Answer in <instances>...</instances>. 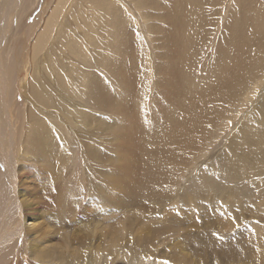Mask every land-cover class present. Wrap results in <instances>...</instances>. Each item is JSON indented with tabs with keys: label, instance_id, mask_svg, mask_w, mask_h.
<instances>
[{
	"label": "bare ground",
	"instance_id": "obj_1",
	"mask_svg": "<svg viewBox=\"0 0 264 264\" xmlns=\"http://www.w3.org/2000/svg\"><path fill=\"white\" fill-rule=\"evenodd\" d=\"M31 1H24L26 2L24 3L25 10L34 4ZM65 1L67 0H55L53 3L61 6ZM76 1L78 7L70 9L71 15H69L68 21L59 24L60 46L67 42L79 41L80 36L74 34L75 18L79 20L81 26V23L92 20V27L97 33V39H100L102 35L104 38L109 33H116V42H118L116 52L120 54V58L113 63L112 73L121 78L122 96H114L110 82L100 79L89 80L91 83L89 96L94 110L106 111L113 108L120 117L125 116L123 119L126 124L120 127L123 128L121 132L126 136L120 137L121 139L115 146L110 140L108 145L105 143L101 145L96 136L90 138L87 136L86 139L79 138L86 170L93 167L90 170L93 173L90 181L93 182L91 197L94 199L86 201V198L83 197V200L89 208H92L90 206L94 204L96 206L93 207L94 211H91L84 205V208L78 213L82 214L81 217H98L101 214L100 216H105L100 217L101 221L110 219L113 222L114 217H119V213L121 216L125 213L123 209L129 201V197L135 193L136 182L142 177L139 170L140 165H145L147 171H150L146 180L150 185H155L150 186L151 198L154 199L159 195L156 193V186L164 180L160 177L165 174V164L173 156L181 157L177 154L173 155L171 145L161 137V133L164 131L165 138L179 147L185 142L187 127L173 130L170 124L168 125L172 119L170 107L179 110L189 108L197 111L188 117V125L201 124L202 118H207L210 126H217L226 115V107L233 106L242 95L245 96V99H249L247 92H255L263 85L264 0H233L227 20H224L225 13L221 10L225 0ZM126 4L127 7L124 6ZM133 4L139 8L140 12L134 10ZM89 7L93 9V13L90 12ZM80 8H84V10L79 11ZM42 9L41 13L43 14ZM60 10L57 9L56 12L54 8L47 21H43L41 13L30 18V21H32V25H41L47 29L55 27L53 21ZM141 18L147 21L149 34H146L142 29ZM137 19L141 25L139 29L136 27ZM30 21L27 17L26 22L21 24L19 33L21 39L18 41L20 49L26 46L25 43L30 42V39L33 41L35 39L43 40L42 34L33 33L35 29L31 24H28ZM104 21L107 23H102ZM223 26H225L224 30L218 36L217 29L219 27L221 29ZM138 30H142L146 35L145 44L139 41ZM213 41L215 42L211 46ZM106 42L108 41L106 40ZM36 44V51H38L42 43L36 42ZM56 46L59 45L50 46L48 55H43L42 52L40 61L32 65V72L43 71L45 74L37 73L40 79L34 81V84L39 85V88L25 81L22 86L24 98L14 100L15 107L21 117L17 135L19 139L17 144L21 145L19 148L21 154L18 153V150L14 161L19 163L21 156V163L23 160H28V164L22 163L21 169L14 167L15 163L9 162V150L12 146L7 141L0 142V264H9L7 260L13 254L15 255L18 240L26 242L29 234H33L36 228H38L36 241L44 236L52 239L59 236L62 239L69 237L73 228L79 224L72 219L74 211L77 212V202L80 203L78 198V200L75 199L78 195L72 199L69 197L70 195L67 196L64 193L62 190L64 188L61 189V184L65 182L63 179L65 174L64 170H59V165L65 163L64 155L67 156V149L61 144L62 139H57L51 127L43 120H38L40 116L43 118L46 113H56L59 108L56 100L57 89H52V82L45 78L51 72L50 68L44 64L49 58H55L54 48ZM104 46L101 44L95 47L91 56L93 62H98L100 50ZM71 48H73L72 45ZM148 49L150 52L147 51ZM149 53L153 56L152 58ZM107 60L108 58L104 57L100 61L103 64ZM4 68V65H0V87L6 85V78L5 80L3 78ZM150 68L152 69L151 75ZM58 71L60 73L57 77L62 80L63 75H68L65 68L60 65ZM83 71H91V69L86 66L83 70L75 73L79 74ZM50 75L53 74L50 73ZM155 79L158 80L157 88L154 86ZM148 84H151V90L148 89ZM5 90H7L6 86ZM58 91L62 93L61 95L65 94L59 89ZM5 94L2 97H5ZM13 96L15 98V93ZM144 98L153 100L159 108V114L154 117L150 113L142 121L144 110L141 103ZM28 105H31L32 110L36 112L35 107L39 108L36 118L25 119L26 113L20 112L21 108ZM208 106L212 107V111L206 113L205 109ZM49 109L52 111L50 112ZM61 109L63 108L61 107ZM125 111L130 114V117L126 116ZM123 114L125 115L123 116ZM79 117H88V115L80 114ZM84 123L87 125L82 128L86 132L93 133L94 128L91 121L88 120ZM2 126L3 124L0 125V127ZM96 128L106 132L108 121L102 118ZM12 135L15 136L13 132ZM141 135L144 136L140 137ZM141 141L144 143L141 144ZM94 149H98L100 152ZM138 151L141 153L138 154ZM23 155L29 157L23 158ZM107 160L111 167L107 166ZM220 161V164L224 162L226 165L224 173L230 179L249 177V180L256 183L264 180V171L257 168L259 163H263L262 168L264 169V103L255 111L250 122L241 129L239 135H236L226 153L220 157ZM107 170L112 173L111 177H105ZM34 174L35 182L39 185H34V182L29 184L22 181L24 177L33 179L31 176ZM206 174L205 178L207 179L214 177V175L206 176ZM203 182L204 179L200 183ZM189 185L190 183L188 186L186 185V188L191 192ZM197 187L195 194L201 201L206 192L201 191L203 188L197 189ZM39 188L42 191L39 197H32L29 193L25 194L26 190L25 193L22 192V189H27L35 194ZM191 189L194 190V187ZM215 192L220 194V186L215 188ZM186 194L182 191L180 196L184 197ZM168 195L171 198L170 194ZM262 197L260 202L263 201ZM121 198L125 200H121ZM41 209L45 215L39 214V216L47 217L46 228L43 224L37 225L35 218L38 217L36 213ZM198 209L205 219L213 217L203 204L200 203ZM243 210L250 218H253L254 222L251 223L261 222L264 224V203L259 204V201L254 200L250 205L247 202L239 212L232 210L230 217H237L235 220L237 225L246 221ZM227 223L229 224V222ZM248 223L250 224V222ZM180 224L184 225L185 223ZM255 227L258 236L250 233L249 236H252L250 242L243 243L241 240L237 244L236 240L232 242L227 238L228 242L219 243V248L222 251H216L217 247L214 257L205 261L202 257L203 263H201L264 264V230H259L258 225ZM166 229L165 226L158 230L166 231ZM13 231L19 233V239L15 238L16 235ZM173 231L175 230L173 229ZM103 236L108 238V231L103 232ZM233 236H237L236 233ZM231 238L234 240L232 235ZM131 239L116 237L112 239L111 245H116L118 241V249L134 250L138 248L136 239ZM140 241L141 239H139ZM9 245H11L10 248L1 249ZM41 246L43 245L41 244ZM20 250L22 251V248ZM82 250L85 248L82 247ZM49 252L51 256L55 254L52 249ZM45 255L46 251H43L40 253V258L45 259Z\"/></svg>",
	"mask_w": 264,
	"mask_h": 264
},
{
	"label": "rangeland",
	"instance_id": "obj_2",
	"mask_svg": "<svg viewBox=\"0 0 264 264\" xmlns=\"http://www.w3.org/2000/svg\"><path fill=\"white\" fill-rule=\"evenodd\" d=\"M24 1L0 0V65L5 66L3 78L4 80L6 78L5 86L7 89L5 90V86L0 87V125L3 124L0 127V142L7 141L12 146L9 150V162L15 163V156L21 146L17 144L19 141L17 136L19 131L18 125H21V117L15 107L14 100H22L24 98L22 86L25 81L39 88V85H35L34 81L40 79L37 74L38 72L44 73L43 71L32 72V65L40 61L42 52L43 55H48L50 46L58 44L59 46L54 48L55 58H49L44 64L49 66L50 73L53 74H46L45 78L52 82V89H57L56 100L59 108H57L56 113H46L43 118L40 116L38 120H43L45 124L51 127L57 139H62L61 144L67 149V156L63 153L65 163L59 165V170H64L63 173L65 174V178H63L65 182L61 184V189L64 188L62 189L64 193L67 196L70 195L69 197H72V199L78 195L75 199H79L80 203L77 202V212L74 211L75 214L72 219L79 222V224L73 228L69 237L62 239L59 236L56 239L44 236L39 241H36L38 235V228H36L33 234H29L27 241L22 242L19 241V233L13 231L14 235H16L15 238L19 240L15 255L13 254L7 260L9 264H202V257H204V261L211 260L217 247L216 251H222L219 248L222 242L224 244L230 239L232 242L236 240L237 244L241 240L243 243H248L252 239V236H249L250 233L258 236V232L255 229L256 225H258L259 230H264V224L261 222L251 223L253 218H250L245 210H243V213L246 215L244 217L246 221H242L240 225H237L235 222L237 217H230L232 210L239 212L247 202L248 205L252 204L254 200L259 201V204L264 203V180L256 183L253 180H249V177L230 179L224 173L226 165H224V162L220 164V157H223V154L226 153L236 135H239L241 129L250 122L255 111L264 103V82L255 92H247V95L250 97L249 99H245V96L242 95L233 106L226 107V115L223 116L221 123L217 126H210L207 118H202L201 124L193 123L188 125V117L197 111L189 108L179 110L170 107L172 119L168 125L170 124L173 130L187 127V133L185 134V142L181 147L166 139L164 131L161 133L163 140L171 145L173 155L177 154L181 157L175 158L173 156L165 164V174L160 177L164 180L155 188L156 193H159L158 197L151 198L150 186L153 187L155 185H150L146 180L150 171H147L145 165L142 164V166H139L142 177L136 182L135 193L129 197V201H127L123 209L125 213L122 216L119 213V217H114L113 222L110 219H105L106 222L101 221L100 217H105L104 215L100 216L101 214L98 217H81L82 214L78 212L86 205L84 204L85 200H83V197L86 198V201L93 200L94 198L91 197L93 182L90 181L93 175L90 170L93 167L90 170H86L79 138L83 137L86 139L87 136L88 138L96 136L101 145L102 143L108 145L110 140L115 146L119 142V139L126 136L121 132L123 128L120 127L126 124L123 119L125 118L124 115L126 114L127 117H130L127 111L123 114V118L122 116L120 117L113 108L106 111L94 110L89 96L91 86L89 80L91 79L108 80L112 86L113 95L122 96L121 78L112 73L113 63L120 58V54L116 52V47L118 46L116 33H109L104 38L102 35L100 39H97V33L92 27V20L81 23V26L78 22L79 20L75 18L74 34L80 36L79 41L73 43L67 42L60 46L61 33L58 30L59 24L68 21L69 15H71L70 9L78 7L76 6L77 1L67 0L62 4L63 6H57L53 3L55 0H32L31 2L34 4L26 10L24 9V3H26ZM117 2L119 4V1ZM232 2L233 0H225L221 8L225 13L224 20L228 19L231 6L233 5ZM126 3L128 4V2ZM127 4L124 6L127 7ZM133 6L135 11L140 12L138 7L134 4ZM43 7L44 9H42ZM54 8L56 12L57 9H61L54 18L53 25L55 27L47 29L41 25H32L30 18H34L40 14L41 9L43 10V14L41 13L43 21H47ZM89 8L90 12L93 13V9ZM80 10L82 11L84 8H80ZM94 10L97 11L95 8ZM92 15L95 16L94 14ZM27 17L30 21L28 24H31L35 29L33 33L42 34L43 40L37 41L35 39L33 41V39H30L29 41L33 43H25L27 45L20 49L18 47V41L21 39L19 34L20 27L24 21L26 22ZM141 19L142 26L137 19L136 27L139 29V26H141L145 33L149 34L147 21L143 18ZM102 23L107 22L104 21ZM224 27L217 29L218 36L223 32ZM137 34L139 41L145 44L147 37L144 32L138 30ZM36 42L42 43L38 51H36ZM214 42H212L211 46ZM101 44L105 46L100 50V58H98V62H93L91 56L95 51V47ZM71 45L73 48H71ZM147 51L150 52V49ZM149 55L151 58L153 57L151 53ZM104 57H107L109 61L107 60L102 64L100 60ZM59 65L64 67L66 74H68L63 75V80L57 77L60 73L58 71ZM86 66H89L91 71H83L79 74L75 73L83 70ZM149 72L151 75V68ZM157 83L158 80L155 79V88H157ZM58 89L65 94L61 95L62 93H59ZM148 89L151 90V84H148ZM152 90L154 91V88ZM13 92L15 93V98ZM4 94L5 97H2ZM71 101L72 103H70ZM31 107V105H28L20 109V112L26 113L25 119L36 118L39 108L35 107L36 112ZM141 107L144 110L142 121L150 113L154 117L159 114V108L150 98H144ZM49 111L51 112L52 109H49ZM205 111L206 113L212 111V107L208 106ZM80 114L88 115V117L80 118ZM102 118L108 121L106 132L96 128ZM88 120L93 124V133L86 132L82 128L84 125H87L84 122ZM12 132L15 136L12 135ZM142 136L144 135L140 137ZM131 138L134 139V137ZM142 143L144 142L141 141ZM94 150L99 151L98 149ZM18 153L21 154V151L19 150ZM139 153L141 151H138ZM22 157L28 158L29 156L23 155ZM21 159L20 156L19 163H15L14 167H20L19 169H21L22 163L26 162L28 164V160H23L21 163ZM106 164L108 167H111L108 160ZM262 164L259 163L257 168L264 171ZM53 168L55 169L56 165ZM205 174L206 176L214 175V177L207 179L205 178ZM111 176L112 173L107 170L105 177ZM32 177L33 179L24 177L22 181L29 184L30 182H34V185H39L35 182V174ZM203 179L204 182L201 184L200 182ZM189 183L191 192L186 188ZM218 186H220V194H216L215 192V188ZM192 187H194L195 191L191 189ZM196 187L197 189L203 188L201 191L206 192V197L203 195L201 201L195 194ZM25 190L27 191L26 193ZM182 191L187 193L184 197L180 196ZM187 191L192 194L189 195ZM22 192L25 194L29 193L32 197H39L42 193L40 188L35 193L36 195L27 189H22ZM167 194H170L171 198ZM165 195L164 200L163 196ZM213 197L214 199H212ZM261 197L262 202H260ZM121 200L125 199L121 198ZM200 203L207 207L213 217L206 219L202 217L198 209ZM94 206L96 204L90 206L92 208H89L88 204L85 207L94 211ZM40 211L42 212L43 210L41 209ZM40 211L36 213L38 217H35L37 225L43 224L46 228L47 217H40L39 214L45 215V212L41 213ZM180 223L185 224L182 225ZM165 226L167 227L166 231L158 230ZM105 231H108V238L103 236V232ZM234 233L237 236L234 237ZM231 235L234 240L231 238ZM116 237L118 239L126 238L127 240H130V238L136 239L138 248L134 250L127 248L118 249V241L116 245H111L112 239ZM236 237L240 239L237 240ZM227 238H229L228 241ZM139 239H141L140 242ZM10 246L1 249H8ZM82 247L85 250H82ZM20 248H22V251ZM50 249L55 251L53 256L49 255ZM43 251H46V255L45 259L42 260L40 253Z\"/></svg>",
	"mask_w": 264,
	"mask_h": 264
}]
</instances>
